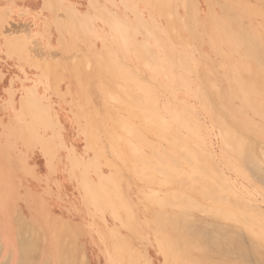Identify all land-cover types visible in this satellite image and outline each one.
<instances>
[{"label":"rangeland","instance_id":"374dc122","mask_svg":"<svg viewBox=\"0 0 264 264\" xmlns=\"http://www.w3.org/2000/svg\"><path fill=\"white\" fill-rule=\"evenodd\" d=\"M262 96L264 0H0V264H264Z\"/></svg>","mask_w":264,"mask_h":264},{"label":"bare ground","instance_id":"6f19581e","mask_svg":"<svg viewBox=\"0 0 264 264\" xmlns=\"http://www.w3.org/2000/svg\"><path fill=\"white\" fill-rule=\"evenodd\" d=\"M164 2H165V1H164ZM213 26H217V24H214ZM222 28H223V26L220 28V30H221ZM212 31H213V37H216V35H217L216 27H215L214 29H212ZM224 31H225V36H226L228 39H229V38H233V37L236 38V35H237L236 33H237V31H232V30H230V29H225V27H224ZM177 33H178V32H177ZM175 35H176V34H175ZM253 49H254V48H251V49H250V52H252ZM103 53H104V52H103ZM105 56H106V55H105ZM104 59L107 60V58H104ZM117 62H118V61H117ZM237 63H238V62H237ZM106 65H107V64H106ZM110 65H111V64H110ZM236 65H237V64H236ZM239 66L241 67V65H239ZM237 67H238V66H237ZM111 70H112V69H111ZM241 70H242V68H241ZM255 71H257V70H255ZM107 72H108V71H107ZM257 72H258V71H257ZM111 73H112V72H111ZM241 73H242V72L240 71V74H241ZM126 74H127V72H126ZM109 75H110V74H109ZM252 75H253V74H252ZM115 76H116V75H115ZM126 76H127V75H126ZM241 76H243V73H242ZM111 77H112V76H111ZM242 78H243V77H242ZM243 79L245 80V78H243ZM125 80H127V79H125ZM260 84H261V83H260ZM260 84L257 85V88H260V87H259ZM261 85H262V84H261ZM261 85H260V86H261ZM140 87L142 88L143 85L140 86ZM144 87H146L147 90L150 91V89H148V86H145V85H144ZM233 87H234V86H233ZM120 88H121V87H120ZM124 88H125V87H124ZM124 88H123V89H124ZM235 89H236V88H235ZM121 90H122V88H121ZM121 90H120V91H121ZM259 90H261V89H259ZM143 91H144V89H143ZM148 91H147V92H148ZM123 92H126V95L128 94V95L130 96V98H134V99H136L134 95L131 96L132 93H131L128 89H127V91L124 89ZM144 92H145V91H144ZM147 92H145V93L147 94ZM255 92H256L255 94H257L258 96H260V95L257 93L256 90H255ZM261 92H263V91H261ZM151 93H152V91H151ZM151 93H149V94H151ZM123 94H124V93H123ZM146 94H145V95H146ZM152 95H153V97H154V94H151V96H152ZM146 96H147V95H146ZM119 98H120V97H119ZM248 98H249V97H248ZM254 98H255V97H254ZM259 98H260V97H259ZM138 99H139V98H138ZM138 99L136 100V104L138 103L137 106L139 105V106H138L139 109H141L143 112L146 113V112H147L146 110H148V107L145 106V105H143L142 102H141V105H140L139 102H140V101H143V100H140V99H139V101H138ZM261 99L263 100V102H262V101H261V102H262V104L264 105V96H262ZM134 101H135V100H134ZM144 102H145V101H144ZM146 102L148 103L147 100H146ZM258 102H259V101H258ZM144 104H145V103H144ZM262 104H261V105H262ZM146 105H147V104H146ZM150 105H151V104H150ZM259 105H260V104H259ZM148 106H149V103H148ZM140 107H141V108H140ZM152 107H153V106H152ZM152 107H151V109H152ZM153 108H154V107H153ZM152 110H153V109H152ZM153 111L156 112V110H153ZM150 112H152V111H150ZM153 115H154V114H153ZM151 116H152V115H151ZM152 117L155 118V115L152 116ZM145 118H146V120H147V117H144L143 119H145ZM147 121H148V120H147ZM221 127H222V126H221ZM128 128H129V127H128ZM161 128H162V127H161ZM163 128H164V127H163ZM163 128H162V129H163ZM165 128H166L165 130H167V131L169 130L166 126H165ZM126 129H127V128H126ZM226 129H227V127H226ZM226 129H225V131H226ZM132 130H133L132 127H130V128L128 129V131H131V133H132V132L134 133V131H135V133H134L135 135H136V134H137V135L139 134V133H137L138 131H136V130H133V131H132ZM163 130H164V129H163ZM169 131H170V130H169ZM227 131L229 132V134H227L226 137H227L228 143H230V145L228 146V148L231 146V148H232V149H235L237 152L242 151V152H240V153L245 154V153H244V152H245V150H244L245 147L242 146V143H239L238 138L235 137L236 134L234 135L233 132L231 133V132H230V129H229V130L227 129ZM227 131H226V132H227ZM171 132H172V131H171ZM226 132H225V133H226ZM158 133H159V131H158ZM158 133H157V134H158ZM163 133H164V132H163ZM167 133H168V132H167ZM230 133H231V135H230ZM154 134H155V133H154ZM160 134H161V133H160ZM174 134H175V133H174ZM169 136H170V135H169ZM164 137H166L165 134H164ZM164 137H163V138H164ZM171 137H173V136H171ZM174 137L176 138V135H175ZM139 138H140V137H139ZM175 138H174V140H175ZM141 139H142V137H141ZM144 139H146V138H144ZM164 139H165V138H164ZM167 139L170 140L171 138L168 137ZM176 139H177V140H175L176 143L178 142V140H180V142H178L179 144H180V143H181V145H187V144H188L186 141H184V142L187 143V144L182 143V142H181L182 139H181V138L179 139V137L176 138ZM171 141H173V140H171ZM178 143H177V144H178ZM228 143H227V145H228ZM144 144H145V143H144ZM148 144H149V143H148ZM174 144H175V142L173 143V146H174ZM179 144H178L177 146H179ZM245 144H246V143H244V145H245ZM150 145H151V144H150ZM167 145H168V144H167ZM146 146H148V145H146ZM151 146H152V145H151ZM189 146H190V145H189ZM161 147H162V146H161ZM152 148H155V147L152 146ZM129 149H130V154L132 155V150H133V148H130V147H129ZM162 149H163V147H162ZM162 149H161V151H160V149H157V148L153 149V150L155 151V152L153 151V152H154V155H152V157H155V158H153L154 160L152 159L153 161H152V160H148V158H143L142 156H140V155H138V154H137L135 157H133V158L136 159L137 161L139 160V162H140L141 164H140L139 162H137V163H139L141 166L143 165L144 167H147V169H146L147 171H146V170H144V171L147 172V173H149V174H151L150 172H153V171H156V172H158V173H161V172H162V174H163V171H165V172H164V175H166V173L168 174V173H170V172H172V173L175 172V173L178 174L177 176H179V175L183 172V170H182V169L180 170V168L177 166V164H176L177 162H176V160H175V157H173L169 152H167V150H165L166 152L164 151L165 153L162 152ZM245 149H246V148H245ZM243 150H244V152H243ZM247 150H248V148H247ZM183 152L187 154L188 151H187V152L183 151ZM183 152H181V153H183ZM232 152H233V151H232ZM133 153H136V152L133 150ZM184 153H183V154H184ZM234 153H236V152L234 151ZM249 153H250V152H249ZM183 154H182V155H183ZM186 154H185V157L187 156V159H189L190 157H189L188 155H186ZM190 154H191V153H189V155H190ZM205 154H206V153H205ZM143 155H144V154H143ZM193 155L195 156V154H193ZM250 155H251V154H250ZM133 156H134V155H133ZM194 156H193V157H194ZM196 156H197V155H196ZM196 156H195V157H196ZM248 156H249V154H248ZM148 157L151 159L150 156H148ZM183 157H184V156H183ZM243 157H244V156H243ZM249 157H250V156H249ZM197 158H199V157H197ZM244 159H245V158H244ZM251 159H252V158H251ZM194 160L196 161V163H199L198 160H196V158H194ZM245 160H246V159H245ZM248 160H249V158H248ZM255 160H256V159H255ZM189 161H190V164H191V159H190ZM200 161H201V160H200ZM206 161H207V160H206ZM134 162H135V160H134ZM255 162H256V161H254V164H255ZM192 163H193V161H192ZM196 163H195V164H196ZM245 163H246V162H245ZM251 163H252V161H251ZM200 164H203V162L200 163ZM247 164H249V163L247 162ZM197 165H199V164H197ZM197 165H196V166H197ZM191 166L194 168L193 164H191ZM200 167H201V168H200ZM196 168H197V170H200L199 172H201V174H202V172H203V174H204V173H205L204 171H207V173H205V174H209V173H208V169L206 168V166L203 167V166L199 165V167H195V169H196ZM199 168H200V169H199ZM203 168H206V169H203ZM213 168H214V167H213ZM257 168H258V167H257ZM210 169H211V168H210ZM149 170H150V171H149ZM249 170H250V169H249ZM167 171H169V172H167ZM210 171H211V170H210ZM215 171H216V170H215ZM212 172H213V171H212ZM216 172H218V171H216ZM234 172H235V171H234ZM255 172H257V171H255ZM147 173H145L146 175L144 174V177H145V176H149V174H147ZM183 173L185 174V171H184ZM183 173H182V175H183ZM195 173H197V172L195 171ZM213 173H215V172H213ZM218 173H219V172H218ZM156 174H157V173H156ZM255 174H256V173H255ZM171 175H172V174H171ZM175 175H176V174H175ZM211 175H212V173L209 174V176H211ZM214 175H215V174H214ZM214 175H212L211 178L214 177ZM177 176H176V177H177ZM193 176H194V175H193ZM193 176H192V179H193L194 177H196V176H194V177H193ZM243 176H244V175H243ZM142 177H143V176H142ZM149 177H150V176H149ZM149 177H148V178H149ZM184 177H185V176H184ZM198 177H199V176H198ZM254 177H255V176H254ZM196 178H197V177H196ZM196 178H195V179H196ZM218 178H221V177H218ZM257 178H258V177H257ZM186 179H187V178H186ZM197 179H198V178H197ZM197 179H196V180H197ZM213 179L216 181L215 177H214ZM254 179H255V178H254ZM193 180H194V179H193ZM214 180H213V181H214ZM222 180H223V178H222ZM255 180H256V179H255ZM258 180H259V179H258ZM262 180H263V179H262ZM164 181H165V180H164ZM199 181H200V180H199ZM202 181H203V180H202ZM169 182H170V181H169ZM183 182H184V181H183ZM188 182H189V181H188ZM217 182H219V179H218ZM224 182H226V181L224 180ZM174 183H175V182H174ZM168 184H169V183H168ZM220 184L222 185L223 183L220 182ZM170 185H171V184H170ZM217 185H218V184H217ZM223 185H224V184H223ZM223 185H222V187H223ZM190 186H191V185H190ZM218 186H219V185H218ZM220 187H221V186H220ZM224 187H225V186H224ZM224 187H223V188H224ZM203 188H204V187H203ZM203 188H202V189H203ZM216 188L218 189L217 186L214 187V188L212 187L211 189H208V190H207V193H208V195L211 197V199L214 200L213 202H214L217 206H225V207H226L225 211H221V209H220V210L218 209L219 212H218V211H215V212L218 213L219 216L223 217L225 220H226V219H228V220L230 219V220H235V221H236L237 219H238V220H241L243 217H244L246 220H247V218H249V220H250V224H252V225L254 224L253 227L256 226V225H259V223H263V224H264V220H263V221H260L261 218L264 219V217H262V216H264V214H262V212L260 213V214H262V216L259 215V214L257 213L258 216H259V218H260V219H258V220H257V218H256V219L253 218V215H252V216H251V215H250V216L247 215V214H248V213H247L248 210H247V209H244V211L246 210V212L241 211V207L238 208V204H237V202L235 203V205H237V206H236V207H233L234 204H233V205L231 204V203L233 202V200H232V201H229V200L227 199V200L229 201L228 203L225 202V201H227V200H225V201L223 200V198H225V195H227V194H225V195H224V194H221V196L224 195L223 198L219 197V196H218V195H219L218 193L215 194L216 192H219V191H220V190L218 191ZM243 189H244V188H243ZM258 189H259V188H258ZM225 190H226V189H225ZM227 190H228V188H227ZM175 192H176V191H175ZM204 192H205V191H204ZM223 192H224V191H223ZM223 192H222V193H223ZM246 192H247V191H246ZM207 193H206V195H207ZM220 193H221V191H220ZM224 193H225V192H224ZM176 194H177V193H176ZM183 194H184V193H183ZM174 195H175V194H173L172 196H174ZM235 195H236V194H235ZM179 196H180V195H179ZM247 197H248V196H247ZM168 198H170V196H169ZM171 198H174V197H171ZM175 198L177 199V202H179L180 199H181V200L186 204V205H183V206H185V207H187V202H188L190 205H192V206L194 205V204H193V199H192V197H191V198H190V197H186V198H185V196L181 195L180 197L177 198V196H176ZM175 198H174V199H175ZM179 198H180V199H179ZM204 198H205V197H204ZM206 198H207V197H206ZM237 198H238V197H237ZM161 199H162V198H160V200H161ZM174 199H173V200H174ZM183 199H184L185 201H187V202H185ZM191 199H192V200H191ZM225 199H226V198H225ZM241 199H242V198H241ZM162 200H163V199H162ZM162 200H161V201H162ZM165 200H166V199H165ZM165 200H164V201H165ZM167 200H168V199H167ZM168 201H170V200H168ZM182 201H180L179 203H176V201H175L174 203H176L177 205H180ZM240 201L243 202V200H240ZM166 202H167V201H166ZM183 202H182V204H183ZM230 202H231V203H230ZM242 202H241V204H244V203H242ZM171 203H172V202H171ZM165 204H166V203H165ZM250 204H251V203H250ZM168 205L170 206L169 202H168ZM190 205H189V206H190ZM254 205H255V204H254ZM196 206L198 207L197 203L195 204V207H196ZM248 207H249V206H248ZM250 207H251V205H250ZM250 207H249V208H250ZM253 207H254V206H253ZM233 208H235V210H234ZM237 208H238V209H237ZM189 209H190V208H189ZM191 209H192V208H191ZM253 209H254V208H253ZM215 210H216V209H215ZM254 210H255V209H254ZM255 211H256V210H255ZM256 212H257V211H256ZM259 212H260V211H259ZM251 213H253V211H251ZM254 213H255V212H254ZM202 214H203V213H202ZM247 216H248V217H247ZM260 216H261V217H260ZM244 218H243V221L245 220ZM238 220H237V221H238ZM249 220H248V221H249ZM256 220H257V221H256ZM51 221H52V220H51ZM241 221H242V220H241ZM244 222H245V221H244ZM258 222H259V223H258ZM239 223H240V222H239ZM50 224H51V223H50ZM263 226H264V225H263ZM246 228H247V226H246ZM258 228H259V227H258ZM261 228L263 229L262 226H261ZM218 229H220V228H218ZM225 229H226V228H225ZM223 230H224V229H223ZM187 232H188V231H187ZM192 232H193V231H192ZM225 232H226V230H225ZM261 232H263V233H260V235L262 234V237H261V236H260V237L264 240V230H261ZM196 233H198V232H196ZM230 233H231V232H230ZM256 233H257V232H256ZM214 234H215V233H214ZM58 235H59V234H58ZM189 235H191V234H189ZM189 235H187V236L189 237ZM194 235H195V234H194ZM212 235H213V234H212ZM53 236H54V235H53ZM196 236H197V235H196ZM210 236H211V235H210ZM213 236H214V235H213ZM256 236H258V234H256ZM190 237H192V235H191ZM215 237H216V236H215ZM219 237H220V236H219ZM230 237H231V235H230ZM230 237H229V238H230ZM52 238H53V237H52ZM193 238H194V237H193ZM197 238H198V237H197ZM202 238H203V237H202ZM232 238H233V237H232ZM232 238H230V239H232ZM199 239H200V237H199ZM217 239H218V238H217ZM221 239H222V238H221ZM206 240H207V239H206ZM222 240H223V239H222ZM55 241H56V240H55ZM57 241H58V240H57ZM218 241H219V239H218ZM234 241H235V240H233V241L231 240V245H232V242H234ZM53 242H54V241H53ZM59 242H60V241H59ZM195 242H196V241H195ZM203 242H204V241H203ZM219 242H220L221 245H222V242H224V240H223V241H219ZM219 242H218V243H219ZM206 243H207V242H206ZM216 243H217V242H216ZM220 243H219V244H220ZM234 243H235V242H234ZM19 244H20V243H19ZM59 244H60V243H59ZM185 244H186V243H185ZM219 244H216V245H219ZM226 244H227V243L225 242V245H226ZM186 245H187V244H186ZM186 245H185V246H186ZM203 245H204V244H203ZM203 245H202V246H203ZM205 245H206V244H205ZM233 245H234V244H233ZM59 246H60V245H59ZM187 246H188V245H187ZM236 246H237V245H236ZM236 246L234 245V247H236ZM29 247H30V246H29ZM29 247H28V248H29ZM204 247H205V246H204ZM209 247H210V246H209ZM229 247H230V246H229ZM245 247H246V246H245ZM247 247H248V246H247ZM247 247H246V248H247ZM192 248H193V247H192ZM215 248H216V247H214V249H212V247H211V249L214 250V253L216 252V251H215ZM223 248H224V247H223ZM260 248H261V247H260ZM207 249H208V247H207ZM221 249H222V248H221ZM225 249H226V248H225ZM230 249H231V248H230ZM203 250H205V249L203 248ZM216 250H217V248H216ZM223 250H224V249H223ZM235 250H236V249H235ZM249 250H250V249H249ZM258 250H259V249H258ZM225 251H227V250H225ZM225 251H224L223 253H226ZM210 252H211V251H210ZM230 252H231V251H230ZM236 252H237V251H236ZM262 252H263V251H262ZM28 253H30V252L28 251ZM65 253H66V252H65ZM217 253H218V251H217ZM242 254H243V253H242ZM24 255H25V254H24ZM31 255H32V254H31ZM218 255H219V254H218ZM220 255H221V254H220ZM246 255H247V254H246ZM222 256H223V255H222ZM255 257H256V256H255ZM257 258H258V257H257ZM258 260H259V259H258ZM262 260H263V259H262ZM23 262H24V261H22V263H23ZM243 262H244V261H243ZM260 262H261V261H260ZM26 263H27V261H26ZM244 263H245V262H244ZM69 264H70V263H69ZM257 264H258V263H257Z\"/></svg>","mask_w":264,"mask_h":264}]
</instances>
